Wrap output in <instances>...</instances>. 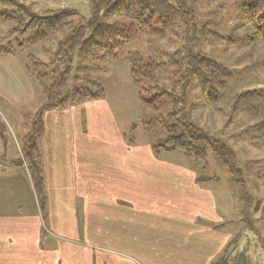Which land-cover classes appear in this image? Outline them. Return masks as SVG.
Returning a JSON list of instances; mask_svg holds the SVG:
<instances>
[{"label":"rangeland","instance_id":"1","mask_svg":"<svg viewBox=\"0 0 264 264\" xmlns=\"http://www.w3.org/2000/svg\"><path fill=\"white\" fill-rule=\"evenodd\" d=\"M14 1L15 6H0V12L9 16L0 20V49L12 53L25 66L34 97L23 104H11L0 97V189L13 188L10 203L0 199V213L8 212L11 206L19 207L20 213L35 209L34 197L31 198L30 190L26 192L28 184L19 180V175L15 177L14 172L21 173L20 145L23 160L31 166L35 180L39 177L40 152L37 147L32 148L37 137L21 140L28 133L35 137L42 107L65 110L89 103L92 100L88 98L102 92V98L93 101H105L119 137L130 145L155 147L157 160L187 172L208 195L212 210L211 214L198 217L193 227L176 218V224H181L163 227L156 243L155 233L149 230L145 238L155 245L150 244L149 248L144 236L132 232V227L129 232L116 227L109 232L124 234L125 246L131 247L134 257L141 259L144 252H150L151 258L161 259L152 258L147 264H264V144L251 130L264 122V44L252 39V31L243 25L237 0H165L181 13L166 29L157 20L147 28H139L122 16L107 18L109 24L128 29L133 25L135 32L134 38L115 53L113 62H98L100 56L85 58L81 44L72 49L70 38L78 29L84 30L80 43L88 38L89 21L93 17L104 21L107 9L117 0ZM61 12L67 14L63 29L30 45L29 33L24 32L28 18ZM201 63L210 69L204 70ZM133 65H155L158 69L151 76L141 71L144 76L140 74L135 79ZM202 71L220 97L216 106L206 105L201 98V84L193 73ZM221 74L226 77L222 79ZM9 85L4 82L2 88ZM155 90L169 94L172 100L161 98L160 107L153 112L142 101L154 97ZM251 93L259 97L254 98L253 105L240 99ZM243 108L248 110L246 114L241 112ZM251 112L257 115L250 116ZM171 126H178V131L189 126L193 141L203 135L204 140L191 144L203 150L205 157L196 160L187 152L161 148L168 138L166 129ZM215 142L233 155L232 173L213 152ZM45 192L44 183V195ZM4 202L6 208L2 206ZM126 208L131 221H138L140 213L135 205L128 203ZM114 212L115 219L121 218V211ZM158 218H162V226L172 224L167 220L172 217L163 213L142 221L147 226L154 225ZM98 228L104 236L107 227ZM45 230L43 241L47 237ZM131 236L133 240L129 239Z\"/></svg>","mask_w":264,"mask_h":264},{"label":"crops","instance_id":"2","mask_svg":"<svg viewBox=\"0 0 264 264\" xmlns=\"http://www.w3.org/2000/svg\"><path fill=\"white\" fill-rule=\"evenodd\" d=\"M30 79L14 56L0 55L1 98L11 104L27 103L34 97ZM7 81L10 85L2 88ZM104 102L47 110L41 115L43 128L36 147L46 190L45 221L18 144L21 173L15 170L14 176L28 184L26 192L30 190L34 197L35 209L20 213L19 207L11 206L0 213V264H147L157 258H151L149 251L141 259L134 257L131 247L125 246L124 234L115 235L108 229L129 232L132 227V232L144 236L149 248L161 238L158 234L163 227L181 224H176V218L193 227L198 217L211 214L208 195L187 172L157 160L152 147L130 145L119 137ZM12 190L0 189V199L10 203ZM128 203L140 213L139 222L131 221L125 211ZM2 206L6 208L7 202ZM114 210L122 212L121 218L113 217ZM162 213L172 217L167 219L172 224L162 226V218L148 226L142 221ZM98 227H107L104 236ZM44 229L47 237L43 241ZM149 230L157 237L153 243L145 238Z\"/></svg>","mask_w":264,"mask_h":264},{"label":"trees","instance_id":"3","mask_svg":"<svg viewBox=\"0 0 264 264\" xmlns=\"http://www.w3.org/2000/svg\"><path fill=\"white\" fill-rule=\"evenodd\" d=\"M14 2V0H0V6H15ZM237 2L239 14L243 25L245 27H248L253 33V36L251 38L257 39L259 42L264 44V0H237ZM178 14L181 13L178 12V10H176L173 5L169 4L165 0H117L107 9L104 16V21H99L97 17H93L89 21L88 29L91 31L90 36L81 43L80 41L83 39L84 30L78 29L77 31H75V33L70 38L72 41V49L81 44L80 48L85 58H90L91 56H100L97 60L98 62L103 60L113 62L115 61V53L120 48H122L125 43H128L134 38L135 32L133 25H131L130 29H128L121 25L109 24L107 23V18L122 16L134 22L139 28H147L150 26L152 21L157 20V22L162 24L161 26L166 29L171 27L172 24H174V22L179 19L180 16H178ZM66 16L67 14L65 12L50 13L34 17L30 16L28 18V22L25 24L24 30V32L29 33V44L35 45L41 43L48 37L62 30V24L64 23V20H66ZM8 17L9 16H7L6 13L0 12V20L9 19ZM11 54L12 53L2 51V49H0V55L2 56H12ZM199 66H202L204 70L210 69V66H204L203 63L199 64ZM157 69L158 67H156L155 65L154 67L151 65L147 67H135L133 65L132 76L135 77V79L137 77H140V74L144 76L142 73L151 76L152 73L157 71ZM141 71L142 73H140ZM206 75L207 74L204 71H202V73H193V76L198 81H200L202 89L201 98L203 102L208 106H216L220 97H218L217 90L209 85L210 81L209 79H207ZM221 75L222 79L226 77L224 74ZM148 80L150 79L148 78ZM101 94L102 92L99 93L97 96L95 95L93 98L91 96L88 99L92 101L99 100L102 98ZM252 94L254 93L245 94L241 96L240 99H243V101L247 100L248 104L253 105V103L256 102L254 98L259 99V97H254V95ZM150 98L151 99L146 101L143 100L142 103L147 109L153 112H156L158 110V107H160L161 98H163L164 101L172 100V96L157 90H155L154 97L152 96ZM244 108L241 110V112L246 114L248 110ZM53 109L62 110L64 109V107H42L41 111L39 112L40 116L38 120L40 128L38 131H36L34 135L35 137L30 134L25 138L26 140L38 137L43 128L41 118L42 113L44 111ZM256 115L257 114L254 113L250 116L255 117ZM177 128L178 126H171L166 129V134L168 135V138L161 144L160 147L162 148L166 146L170 151L179 150L182 152H187L188 154H192L196 160H202L205 157V152L191 144L193 141L192 129L187 126L185 127L187 129L181 127L182 131H178ZM251 130L254 131L255 134H257V141L262 142L264 144V122L253 126ZM196 132L198 131L196 130ZM193 136L195 137L196 134ZM196 138L197 139L193 142H198L205 139L203 135H198V137L196 136ZM34 142L32 144V148H36V141L34 140ZM214 144L215 146L212 148V150L215 153L216 157L221 162V164L232 173L234 170L232 164L234 158L233 155L223 145H219V143L217 142H215ZM155 150V147H153L154 155ZM25 152V159H28V150H25ZM155 157H157V154L155 155ZM28 167L30 170L31 166ZM37 169L39 177H37V180H35V175L32 173L31 169V178L40 206V210L43 216V221H45L46 198L44 195V177L42 174L41 167H37ZM216 264H220V262H217Z\"/></svg>","mask_w":264,"mask_h":264}]
</instances>
